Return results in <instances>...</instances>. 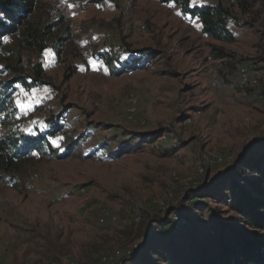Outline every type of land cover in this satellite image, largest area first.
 Returning <instances> with one entry per match:
<instances>
[{"label":"rangeland","instance_id":"rangeland-1","mask_svg":"<svg viewBox=\"0 0 264 264\" xmlns=\"http://www.w3.org/2000/svg\"><path fill=\"white\" fill-rule=\"evenodd\" d=\"M218 2L237 18L233 42L209 39L199 19L162 0H42L21 30L49 26L45 48L19 33L3 39L0 80L15 76L7 66L33 77L40 63L46 84L16 85L18 115L0 135L45 133L59 116L64 130L49 142L73 150L36 152L1 173L11 181H0V264H136L145 222L162 236L206 234L174 214L177 229L161 228L154 220L168 208L198 224L235 216L231 189L216 191L218 203L210 195L239 155L264 153V0L191 5ZM211 43L229 56L213 59ZM146 52L137 70H111Z\"/></svg>","mask_w":264,"mask_h":264},{"label":"trees","instance_id":"trees-1","mask_svg":"<svg viewBox=\"0 0 264 264\" xmlns=\"http://www.w3.org/2000/svg\"><path fill=\"white\" fill-rule=\"evenodd\" d=\"M40 1L42 0H0V51L4 44L3 39L15 33L31 39L28 44L32 47L36 46L41 51L45 48L44 38L50 33L49 26L40 31L21 30ZM162 1L173 2L181 7L186 16L199 19L202 31L209 39L224 42L236 40V34L229 27V23L237 18L229 6L221 2L213 6H199L191 5V0ZM209 48L213 59L229 56L223 46L211 43ZM111 54L103 52L99 56L109 65L114 59L120 61L118 56L113 57ZM149 54L151 53L146 52L137 59L123 60L119 67L110 66L111 70L115 75L135 71L138 64H145ZM6 69L15 76L7 81L0 80V122L3 123L15 121L17 118L18 108L12 98L17 84L28 86V79H31L34 85L46 84L42 80L43 68L40 63L34 66L33 77L23 74L16 65L7 66ZM74 72L75 69L70 67L66 77L69 78ZM48 123L49 127L45 133L37 132L36 135H31L13 128L5 136L0 135V181L9 183L11 179L1 173L17 169L21 162L31 159L36 152L47 154L52 151L59 159H66L71 155V142L63 153H57L49 142L50 136L64 130L60 117H50ZM261 147H264V143ZM212 187H215V192L210 195L213 203L222 199L217 196V190L231 189L230 199L234 200L235 216L222 218L214 214L211 222L204 220L198 224L189 213L168 208L166 215L154 220L161 228L171 223L173 228L177 229L173 220L176 216L178 223H186L185 226L191 224L198 229L203 227L207 230L206 234L202 238L193 235L186 236L185 239L182 235L162 236L145 222L143 242L135 256L136 264H264V153L258 156L252 154L250 157L247 154L239 155L235 164L213 181ZM226 198L228 197L225 194L224 200ZM202 210L203 208H197L196 211ZM172 214L175 216L171 220Z\"/></svg>","mask_w":264,"mask_h":264},{"label":"bare ground","instance_id":"bare-ground-1","mask_svg":"<svg viewBox=\"0 0 264 264\" xmlns=\"http://www.w3.org/2000/svg\"><path fill=\"white\" fill-rule=\"evenodd\" d=\"M217 85H219L218 83H217ZM18 100L22 103V104H24L25 102H26V98H25V96H23V95H19V97H18ZM141 218V216L140 215H137V220H139Z\"/></svg>","mask_w":264,"mask_h":264},{"label":"snow or ice","instance_id":"snow-or-ice-1","mask_svg":"<svg viewBox=\"0 0 264 264\" xmlns=\"http://www.w3.org/2000/svg\"><path fill=\"white\" fill-rule=\"evenodd\" d=\"M4 39H7V37H5ZM54 143H55V141H54Z\"/></svg>","mask_w":264,"mask_h":264},{"label":"built area","instance_id":"built-area-1","mask_svg":"<svg viewBox=\"0 0 264 264\" xmlns=\"http://www.w3.org/2000/svg\"><path fill=\"white\" fill-rule=\"evenodd\" d=\"M177 227V226H176Z\"/></svg>","mask_w":264,"mask_h":264}]
</instances>
